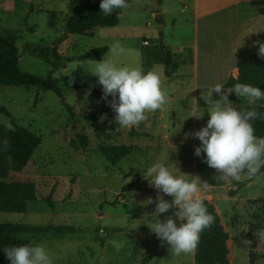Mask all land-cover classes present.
I'll return each instance as SVG.
<instances>
[{
  "label": "rangeland",
  "instance_id": "obj_1",
  "mask_svg": "<svg viewBox=\"0 0 264 264\" xmlns=\"http://www.w3.org/2000/svg\"><path fill=\"white\" fill-rule=\"evenodd\" d=\"M69 1L0 0V33L5 28L18 30V67L25 73L46 77L54 60L52 47L64 58L108 46L98 60H61L53 76L67 75L71 84L59 79L60 95L46 86L0 84V106L9 112V116L0 113V126L12 128V118L40 138L25 166L20 171L8 169L4 179L33 182L36 198L28 202L24 212L0 211V222L51 228L18 235L29 245L44 246L53 264H144L148 253L144 228L156 220L152 212L159 191L150 184L146 170L162 163L174 176L192 180L196 175L211 185L217 212L231 238L229 264H249L251 242L263 254L255 264H264V241L254 234L264 229V171L244 187V180L221 179L207 165L203 152L200 156L194 154L201 142L191 134L209 119L201 98V93L209 89L194 90L191 67L181 64L177 76L170 78L164 64L152 65L151 70H163L169 103L155 114H147V119L132 129L122 128L115 121L114 111L102 99L98 77L90 72L99 60L111 55L109 49L115 42L124 51L113 57L114 62L141 68L146 45L177 46L187 40L193 32L190 0H128L129 7L121 9L116 25H96L90 34L67 33L61 38ZM183 3L188 4L187 9ZM157 13L160 21L155 17ZM143 40L148 44H143ZM234 98L237 105L248 103L244 98ZM213 99H219L215 92ZM196 101L205 108L201 119L187 117ZM102 114L107 119L101 123ZM77 133L87 136L84 148L72 144ZM120 143L129 144L131 151L111 165L99 146ZM124 185L129 192L124 193L123 200L120 193ZM227 185L239 187L235 196L228 197V190L224 191ZM159 195L171 200L162 192ZM149 198L152 204L146 203ZM174 214L175 209H169L157 218L163 222L172 216L175 220ZM175 222L177 226L181 223ZM56 226H72L73 230L56 233ZM148 237L153 247L164 251L151 264H193V254L174 255L155 233ZM112 241L121 245L119 251Z\"/></svg>",
  "mask_w": 264,
  "mask_h": 264
},
{
  "label": "clouds",
  "instance_id": "obj_2",
  "mask_svg": "<svg viewBox=\"0 0 264 264\" xmlns=\"http://www.w3.org/2000/svg\"><path fill=\"white\" fill-rule=\"evenodd\" d=\"M128 7V0H100L99 4L105 16L111 15L115 9ZM252 32L257 31L248 33ZM109 51L111 55L99 60L90 72L98 77L97 83L102 86V99L114 111L118 125L128 129L138 127L147 119V114H155L169 103V90L164 87L163 70L144 72L139 67L118 66L113 57L124 51L119 42L113 43ZM257 55L264 59V42L259 43ZM213 92L219 95V99H213ZM233 92L251 105L264 100V91L257 86L236 83L225 89L224 84L217 83L206 93H201L209 119L205 126L191 135L201 142L195 147L196 156L203 152L205 162L216 170L221 179L241 182L255 176L264 166V137L254 134L252 123L264 119V114L258 112L256 107L244 110L234 108L228 98V94ZM109 96L111 100H108ZM204 112L205 108L196 101L190 106L187 117L201 119ZM106 119V115L102 114L99 122ZM3 143L7 148L8 141L5 139ZM146 176L151 177L150 184L159 190L152 212L156 220L150 230L170 246L169 250L174 255L194 254L200 234L214 223V217L208 213L201 195L209 184L202 182L199 177L188 180L183 176H174L162 163L148 167ZM159 192L170 196L171 200L164 199ZM146 203L152 204L153 200L149 198ZM169 209H175V220L181 221L179 226L172 216L163 222L157 218L158 214L166 213ZM254 234L264 241V229ZM112 244L119 251L121 245L116 241H112ZM4 252L10 264H53L42 245H14L5 247Z\"/></svg>",
  "mask_w": 264,
  "mask_h": 264
},
{
  "label": "trees",
  "instance_id": "obj_3",
  "mask_svg": "<svg viewBox=\"0 0 264 264\" xmlns=\"http://www.w3.org/2000/svg\"><path fill=\"white\" fill-rule=\"evenodd\" d=\"M160 1V0H159ZM100 0H70L68 4L69 15L65 20L64 30L61 38L66 37L67 33L90 34L91 29L96 26H114L119 22L121 9L113 10L109 16H105L99 8ZM18 30L5 28L0 33V84L2 85H37L46 86L60 95L58 80L63 79L67 84H71V79L67 75L56 76L53 74L59 67L61 60L66 61L101 58V55L107 51L108 46L103 45L92 48L90 51L62 58L52 47L54 60L51 61L49 72L46 77H39L23 72L18 67V49L16 46ZM260 42H264V32L260 35ZM148 44V43H147ZM146 45V44H145ZM258 50L236 62L237 76H229L224 82V87L229 88L236 83H245L259 88H264V59L258 55ZM155 63L165 65L166 74H169L176 68L172 62L170 47L166 45L150 44L142 50V67L144 72L151 70ZM256 107L257 111L264 114V102L258 101L256 105L249 103L236 105L237 110L250 109ZM0 113L9 116L5 107L0 106ZM12 128L0 126V211L24 212L27 204L36 198L35 185L31 181L4 180L8 169L20 171L29 160L33 150L39 143V136L25 128L17 125L11 118ZM254 134L257 137H264V119H258L252 122ZM8 141V147L5 148L4 140ZM74 146L84 148L87 145V136L76 134V139L72 140ZM101 154L105 160L115 165L122 157L131 151L129 144H101L99 146ZM264 170V166L260 171ZM127 185L122 186L120 195L127 190ZM239 187L228 190V195L233 196ZM204 199V204L209 214L213 215L214 223L206 228L200 234L198 247L193 254L194 264H229L226 241L229 237L221 223L220 216L217 213L212 202ZM118 201L115 200L114 203ZM51 229L49 227L35 226L22 222H0V264H10L6 257L4 248L10 246L29 245V242L20 237L19 233L42 232ZM56 233L73 230L72 226H56L53 228ZM114 230H117L115 228ZM249 245V264H255L256 259L263 256L258 253L253 246Z\"/></svg>",
  "mask_w": 264,
  "mask_h": 264
},
{
  "label": "crops",
  "instance_id": "obj_4",
  "mask_svg": "<svg viewBox=\"0 0 264 264\" xmlns=\"http://www.w3.org/2000/svg\"><path fill=\"white\" fill-rule=\"evenodd\" d=\"M189 4L193 16L192 35L177 46L166 45L170 47L172 62L176 64V68L170 72L169 77L177 76L180 65L187 64L191 67L194 90L210 89L217 83L224 84L229 76L236 77L237 60L258 50L261 43L259 38L264 32V0H190ZM187 7L188 4L183 3V8L187 9ZM249 31L257 32L248 33ZM180 85H183L181 80ZM234 96H236L234 92L228 94L233 107L237 105ZM260 172L262 171L258 173ZM193 179H196V175ZM253 179L254 176L244 179L243 186L250 185ZM224 181L229 182V180ZM229 189L231 188L227 185L224 191ZM125 192L127 194L129 190L123 192V200L126 198ZM201 195L212 202L216 209L211 185L207 190H202ZM217 213L221 220L220 213ZM223 227L227 231L224 224ZM150 228V225L144 228L145 247L148 249L144 264H151L164 252L163 249L155 248L151 242H148V235L154 234ZM230 239L229 235L226 241L227 247ZM192 262L194 264L193 258Z\"/></svg>",
  "mask_w": 264,
  "mask_h": 264
},
{
  "label": "water",
  "instance_id": "obj_5",
  "mask_svg": "<svg viewBox=\"0 0 264 264\" xmlns=\"http://www.w3.org/2000/svg\"><path fill=\"white\" fill-rule=\"evenodd\" d=\"M155 17H156L157 20H160V15L158 13L155 14Z\"/></svg>",
  "mask_w": 264,
  "mask_h": 264
},
{
  "label": "built area",
  "instance_id": "obj_6",
  "mask_svg": "<svg viewBox=\"0 0 264 264\" xmlns=\"http://www.w3.org/2000/svg\"><path fill=\"white\" fill-rule=\"evenodd\" d=\"M148 42L146 40H143V44H147Z\"/></svg>",
  "mask_w": 264,
  "mask_h": 264
}]
</instances>
